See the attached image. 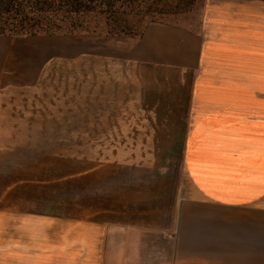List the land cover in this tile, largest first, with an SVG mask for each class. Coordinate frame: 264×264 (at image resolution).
Masks as SVG:
<instances>
[{"label": "rangeland", "instance_id": "rangeland-1", "mask_svg": "<svg viewBox=\"0 0 264 264\" xmlns=\"http://www.w3.org/2000/svg\"><path fill=\"white\" fill-rule=\"evenodd\" d=\"M204 1L159 19L190 21ZM105 20L85 13L73 30L0 34L8 79L0 97V136L7 141L0 151L1 202L5 178L17 234L8 240L12 247L41 243L30 234L48 232L44 243L52 246L83 222L97 221L107 232L111 222L130 221L173 233L186 129L168 121L163 127L160 120L173 114L142 106L151 105L143 96L152 85L174 94V75L155 82L153 74L127 67L118 48L128 35L108 33Z\"/></svg>", "mask_w": 264, "mask_h": 264}, {"label": "crops", "instance_id": "crops-1", "mask_svg": "<svg viewBox=\"0 0 264 264\" xmlns=\"http://www.w3.org/2000/svg\"><path fill=\"white\" fill-rule=\"evenodd\" d=\"M126 39L118 50L127 67L155 82L174 75V94L152 85L143 96L151 105L142 106L173 114L163 127L186 129L173 233L130 221L111 222L107 232L83 222L73 236L62 232V244H45L47 231L30 234L41 243L12 247L3 178L0 264H264V0H205L190 21L149 22ZM7 81L0 66V97ZM2 112L0 105V127ZM6 147L0 136V151ZM1 161L4 152L0 172Z\"/></svg>", "mask_w": 264, "mask_h": 264}, {"label": "trees", "instance_id": "trees-1", "mask_svg": "<svg viewBox=\"0 0 264 264\" xmlns=\"http://www.w3.org/2000/svg\"><path fill=\"white\" fill-rule=\"evenodd\" d=\"M197 0H0V34L52 33L80 26L85 13L105 16L110 34L139 36L160 16L192 8Z\"/></svg>", "mask_w": 264, "mask_h": 264}]
</instances>
